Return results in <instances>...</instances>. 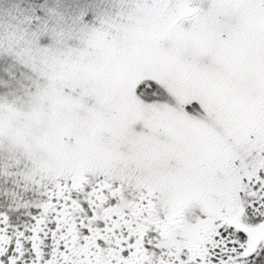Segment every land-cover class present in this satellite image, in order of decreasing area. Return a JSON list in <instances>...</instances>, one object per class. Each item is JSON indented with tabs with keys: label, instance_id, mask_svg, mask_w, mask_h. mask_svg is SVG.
I'll return each mask as SVG.
<instances>
[{
	"label": "snow or ice",
	"instance_id": "1",
	"mask_svg": "<svg viewBox=\"0 0 264 264\" xmlns=\"http://www.w3.org/2000/svg\"><path fill=\"white\" fill-rule=\"evenodd\" d=\"M0 264H264V0H0Z\"/></svg>",
	"mask_w": 264,
	"mask_h": 264
}]
</instances>
